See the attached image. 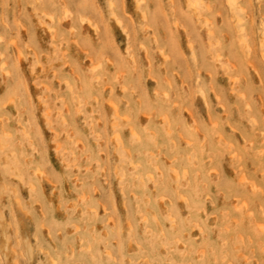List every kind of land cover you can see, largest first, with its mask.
Instances as JSON below:
<instances>
[{
	"label": "rangeland",
	"instance_id": "1",
	"mask_svg": "<svg viewBox=\"0 0 264 264\" xmlns=\"http://www.w3.org/2000/svg\"><path fill=\"white\" fill-rule=\"evenodd\" d=\"M237 5L0 0V264H264V0Z\"/></svg>",
	"mask_w": 264,
	"mask_h": 264
},
{
	"label": "bare ground",
	"instance_id": "2",
	"mask_svg": "<svg viewBox=\"0 0 264 264\" xmlns=\"http://www.w3.org/2000/svg\"><path fill=\"white\" fill-rule=\"evenodd\" d=\"M228 5H229V8L233 14V16L236 18V21L237 23L239 24L240 23V18H239V15L242 13V9L237 5V0H228ZM115 24L116 26L120 27L121 25V22L120 20H115ZM239 29L240 31H243V25H239ZM209 34L211 35H215L216 34V30L212 27V25H210V28H209ZM240 43L243 45L244 44V48H246V40L244 39V37H241L240 39ZM249 48V46H247V49ZM1 50V48H0ZM205 107H207V104L205 103ZM114 113L116 114V111L114 109Z\"/></svg>",
	"mask_w": 264,
	"mask_h": 264
}]
</instances>
